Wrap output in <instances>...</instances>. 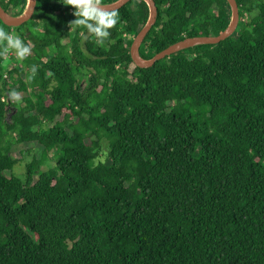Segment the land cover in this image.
<instances>
[{"label": "trees", "instance_id": "16d2710c", "mask_svg": "<svg viewBox=\"0 0 264 264\" xmlns=\"http://www.w3.org/2000/svg\"><path fill=\"white\" fill-rule=\"evenodd\" d=\"M28 1L0 0L16 16ZM64 2L0 18L32 49L0 58V264H264V0H237L226 40L148 68L131 54L147 1L117 10L103 43ZM155 2L145 60L233 20L228 0ZM19 143L42 152L23 178Z\"/></svg>", "mask_w": 264, "mask_h": 264}, {"label": "water", "instance_id": "95a60500", "mask_svg": "<svg viewBox=\"0 0 264 264\" xmlns=\"http://www.w3.org/2000/svg\"><path fill=\"white\" fill-rule=\"evenodd\" d=\"M130 1L132 0H119L115 3L104 4V5L109 9L115 7L116 10H119ZM145 1H147L150 6L151 18L148 24L140 31V33L136 37L131 51L134 62L136 63L137 66L141 68L152 67L158 61L186 48H190L200 44H218L226 40L228 37H230L237 30L240 23V8L237 0H228L233 10V20L231 25L225 32L217 36L212 35V36L187 37L186 39L179 41L171 45L167 49L161 51L160 53L156 54L151 60H145L141 56V47L158 19V7L155 0H145ZM37 4H38V0H29L28 10L22 15L16 16L10 13L9 11H7L0 2V18L4 23H6L9 26L12 27L21 26L32 19L35 10L37 8Z\"/></svg>", "mask_w": 264, "mask_h": 264}, {"label": "clouds", "instance_id": "9594fccd", "mask_svg": "<svg viewBox=\"0 0 264 264\" xmlns=\"http://www.w3.org/2000/svg\"><path fill=\"white\" fill-rule=\"evenodd\" d=\"M64 4L75 9L76 19L72 24L85 27L87 32L94 35L99 43H103L110 37V29H113L118 23L116 8H107L102 0H65ZM0 44L4 45L3 50L0 51V58H7V53L11 49L15 51L16 58L22 61L32 52L31 47L25 44L19 36H13L3 28H0ZM31 72L33 76L37 72L35 65L32 66ZM7 98L10 102L21 99L20 94L15 90L8 92Z\"/></svg>", "mask_w": 264, "mask_h": 264}, {"label": "rangeland", "instance_id": "374dc122", "mask_svg": "<svg viewBox=\"0 0 264 264\" xmlns=\"http://www.w3.org/2000/svg\"><path fill=\"white\" fill-rule=\"evenodd\" d=\"M29 7V1H28V5L25 8L24 12L25 13L28 10ZM13 13H17L18 9H12ZM22 13V14H23ZM13 35H16L15 33ZM15 55V51L14 50H9L7 53V57H12ZM9 67L14 65V62L9 63ZM18 87V85H17ZM21 99L19 100V102L22 100L23 96L27 94V92L25 91H21L19 92ZM17 102V101H16ZM106 150V147L105 149ZM13 155L17 158V159H21L20 162L17 164V166L15 167V172L17 175L21 176L22 178L25 176V166L26 163H29L34 156L39 157L41 156V147L37 144V143H30V144H26V143H19V144H15V146L13 147V151H12ZM103 160L105 159V155H103ZM46 167H50L53 164V158H51L47 163H46ZM10 174V173H8Z\"/></svg>", "mask_w": 264, "mask_h": 264}]
</instances>
